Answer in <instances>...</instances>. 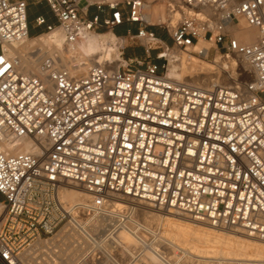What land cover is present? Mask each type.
Segmentation results:
<instances>
[{"label": "built area", "instance_id": "2783aa9c", "mask_svg": "<svg viewBox=\"0 0 264 264\" xmlns=\"http://www.w3.org/2000/svg\"><path fill=\"white\" fill-rule=\"evenodd\" d=\"M40 4L52 22L39 14L35 28L58 29L64 47L106 37L94 65L44 55L27 70L15 47L31 37L29 7ZM241 22L255 43L230 34ZM137 47L142 58L126 56ZM210 49L247 69L235 67L231 85L167 77L175 55L206 61ZM68 190L88 199L70 206ZM0 196V264H26L35 241L65 226L94 242L83 219L132 217L142 205L264 242V0H0ZM89 246L100 264H134Z\"/></svg>", "mask_w": 264, "mask_h": 264}, {"label": "rangeland", "instance_id": "374dc122", "mask_svg": "<svg viewBox=\"0 0 264 264\" xmlns=\"http://www.w3.org/2000/svg\"><path fill=\"white\" fill-rule=\"evenodd\" d=\"M162 12L163 7L161 6H157L153 10L154 15L161 14ZM39 14L43 15L48 22H52L51 14L44 4L31 5L28 16L31 34H37L42 31V28L36 29L34 26V19ZM245 27L246 26L243 25L239 30H244ZM127 29V27L122 26L117 28L115 33L123 34ZM130 29H133L132 26H130ZM43 33L45 32L43 31L41 34ZM156 33L162 39H166L164 32L158 30ZM255 33L257 34V31H255ZM84 41L85 40L80 44ZM198 48H209V45L199 42ZM135 55L136 52L132 48L126 51V56L128 57H134ZM183 56L184 55L178 56L181 57L183 61L182 70L185 72L197 70L199 72L197 74L207 73L203 71V66L206 64L210 65L214 61L220 59L219 54L211 49L206 61L191 55H188L189 57L183 60ZM190 57L197 60H190ZM228 73L233 74L234 82L235 68L232 69L231 66H229ZM142 206L143 208H141ZM142 206L136 208L132 217L127 215L117 219L118 221L132 220V223H115L113 225L114 232H111V234L109 233L105 235V233L103 235V230L94 233L85 230L90 235H94V242H91L88 239H77V241L70 236L75 230H67L65 226L60 229L58 233L50 236L47 240H42L43 242H41L43 244L41 245L43 246L32 245L28 252L31 254V257L37 258V262L42 264H99L96 261L95 254L87 252V250H89L88 247H90L89 245L94 244L97 250H109L112 258L117 263L128 262L127 259L134 257V264H142L141 260L143 259H146V264H166L164 260H169L171 264H253L245 256L221 255L219 253V243L216 239L208 238L202 233L191 231V226H188V224L191 225V219L179 215L181 220L174 219L173 222H170L168 219V215H170L168 213L170 212L161 210L162 214L160 215L162 220H150L151 218H149V215H146V218V216L142 214V211H145L148 208L145 209V205ZM151 208L155 210L158 209L154 207ZM151 213L155 214L153 211H151ZM104 224H106V222ZM203 225H206V227L208 226V229L212 228L205 223H203ZM214 231L216 230L214 229ZM216 232L228 234L229 236L234 234L218 229ZM234 235L240 236V234ZM255 243L259 242L256 241ZM113 245H115L114 248L118 251L115 252L114 249H110ZM182 257L183 259H181ZM106 261L107 264H112L109 258H107Z\"/></svg>", "mask_w": 264, "mask_h": 264}, {"label": "bare ground", "instance_id": "6f19581e", "mask_svg": "<svg viewBox=\"0 0 264 264\" xmlns=\"http://www.w3.org/2000/svg\"><path fill=\"white\" fill-rule=\"evenodd\" d=\"M157 6L163 7V12L161 14L154 15V16L159 18L161 21H163L166 18L165 5L163 3H158L152 7V10H154ZM169 18L172 21V24H175V22L179 18V15L178 13H176L170 16ZM241 25L243 26L244 24L241 22ZM255 31H256L255 29L248 28V27H245L244 30H239V29H234V28L229 29L230 34L234 38L238 39L240 43H244L247 45L253 44L257 40L258 33L256 34ZM97 38H99L98 40L100 41L97 40L95 43H87L85 39V41L81 44L82 46L80 50L77 52L75 50V46L74 47H64L63 36L61 32L58 29H56L51 33L41 34L36 37L29 38L27 41L16 46L15 48H17V51L21 53L22 62L26 65L27 70L30 72L37 71L40 59L44 55H52L54 57H57L63 63H66V62L73 63L74 62L77 65H80L82 70H85L87 67L94 65L97 62V59H99V56L101 54L102 43L106 37H97ZM85 44H86V47L84 46ZM178 56L179 55H175L174 56L176 58L175 61L169 62V65L167 68V77L170 79H177V80H182V81H190L194 83H199L203 86H209L212 83H217L220 85H231L233 82V74L228 73L229 66H231L232 69L235 67H239V66H243L245 69H247L244 63L239 62L236 58L229 57L228 59L220 58L218 61H214L210 65H207V64L204 65L203 71L207 73L197 74L199 73L197 70L185 72L184 70H182L183 61L181 57H178ZM188 57H189L188 55H184L183 60L187 59ZM190 60H197V59L190 57ZM236 78L237 77L235 74V80ZM61 197H62V200L70 206L75 205L77 203H83L88 199V196H86V194H84L83 192H79L77 190L63 191L61 193ZM151 207L153 206L145 205V209L146 208L148 209H146L145 211H142V214L145 216L149 215V218H151L150 220H162L160 214H162L161 210L163 209L158 208L155 210ZM141 208H143V206ZM121 209H124V208L120 205H117L114 211L119 212ZM151 211L155 212V214L151 213ZM164 211L170 212L168 213L170 214L168 215L169 216L168 219L170 220V222H173L174 219L181 220L179 215L191 219L190 220L191 225L188 224V226H191L190 227L191 231L202 233L206 235L208 238L216 239L219 243V253L221 255L223 256L224 255L225 256L241 255V256H245L246 258H248L249 261L253 264H262L263 258H264V242L241 231L230 232L234 234H240V236H237L234 234L232 236H229L228 234L218 233L216 232L217 228H214L209 225L210 227L214 228L216 231H214V229L212 228L208 229L207 228L208 226L206 227V225H203V223L205 222L201 221L198 218L190 217L186 214H182V213L172 211V210H164ZM115 219L116 217H114L113 215L106 216L105 214L104 215L93 214L83 219L84 222L81 224L84 227V230H87L91 233L97 232L99 230H103V235H104L106 232L110 231V229L113 227L115 223L119 222L117 219L116 220ZM105 222L106 224H104ZM218 230H221V229H218ZM226 232H229V231H226ZM70 236H72L76 240L77 239L78 240L87 239V237H85L82 233L77 232V231H74L73 233H71ZM41 241L42 240L35 241L33 243V246L34 245L43 246L41 245L43 244L42 243L43 241L42 242ZM256 241L261 244L255 243ZM29 249H27L22 254V258L25 261V263L26 264H42L40 262H37L36 260L37 258L31 257V254L28 252ZM181 259H183V257ZM92 262H93V259H92ZM141 263L146 264L147 263L146 259L141 260Z\"/></svg>", "mask_w": 264, "mask_h": 264}, {"label": "clouds", "instance_id": "9594fccd", "mask_svg": "<svg viewBox=\"0 0 264 264\" xmlns=\"http://www.w3.org/2000/svg\"><path fill=\"white\" fill-rule=\"evenodd\" d=\"M85 39L87 43H95L99 38L95 37L93 34H87ZM81 46V44H76L75 50L78 52ZM84 46L86 47V44Z\"/></svg>", "mask_w": 264, "mask_h": 264}, {"label": "crops", "instance_id": "0c3cea01", "mask_svg": "<svg viewBox=\"0 0 264 264\" xmlns=\"http://www.w3.org/2000/svg\"><path fill=\"white\" fill-rule=\"evenodd\" d=\"M30 8V7H29ZM42 32V31H41ZM157 32V31H156ZM38 34V33H37ZM37 34H33V36H36ZM128 49H130V48H128ZM127 49V50H128ZM135 52H136V55H135V57H138V58H142V56H143V54H142V49L141 48H132ZM126 50V51H127ZM128 57V56H127ZM0 201H2V198H1V196H0Z\"/></svg>", "mask_w": 264, "mask_h": 264}, {"label": "trees", "instance_id": "16d2710c", "mask_svg": "<svg viewBox=\"0 0 264 264\" xmlns=\"http://www.w3.org/2000/svg\"><path fill=\"white\" fill-rule=\"evenodd\" d=\"M42 32H39L37 35L41 34ZM29 34H30L31 37H34L33 34H31V31L29 32Z\"/></svg>", "mask_w": 264, "mask_h": 264}]
</instances>
